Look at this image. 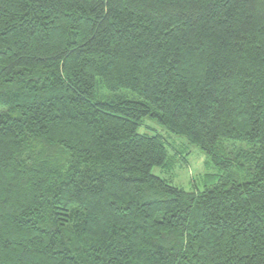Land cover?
I'll use <instances>...</instances> for the list:
<instances>
[{
	"label": "trees",
	"instance_id": "trees-1",
	"mask_svg": "<svg viewBox=\"0 0 264 264\" xmlns=\"http://www.w3.org/2000/svg\"><path fill=\"white\" fill-rule=\"evenodd\" d=\"M0 264H264V0H0Z\"/></svg>",
	"mask_w": 264,
	"mask_h": 264
},
{
	"label": "rangeland",
	"instance_id": "rangeland-1",
	"mask_svg": "<svg viewBox=\"0 0 264 264\" xmlns=\"http://www.w3.org/2000/svg\"><path fill=\"white\" fill-rule=\"evenodd\" d=\"M129 95H132L129 93ZM139 133H157L165 141L166 160L163 165L153 166L151 173L185 191L202 190L213 185L221 173L198 145L184 136L169 133L155 118L143 117Z\"/></svg>",
	"mask_w": 264,
	"mask_h": 264
}]
</instances>
